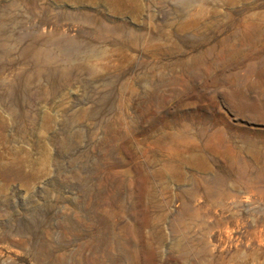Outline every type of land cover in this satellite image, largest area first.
I'll return each instance as SVG.
<instances>
[{
    "label": "rangeland",
    "instance_id": "rangeland-1",
    "mask_svg": "<svg viewBox=\"0 0 264 264\" xmlns=\"http://www.w3.org/2000/svg\"><path fill=\"white\" fill-rule=\"evenodd\" d=\"M33 39L81 72L38 75ZM0 120V264H264V0H0ZM114 215L134 258L84 246Z\"/></svg>",
    "mask_w": 264,
    "mask_h": 264
},
{
    "label": "bare ground",
    "instance_id": "bare-ground-1",
    "mask_svg": "<svg viewBox=\"0 0 264 264\" xmlns=\"http://www.w3.org/2000/svg\"><path fill=\"white\" fill-rule=\"evenodd\" d=\"M100 12H102V11L100 10ZM59 16H60V18L68 19L70 21H79V22H81V24H84L85 26H92L98 30L106 31V32H109V33L115 35L114 32L111 30V28H109L105 24L103 19L98 16L97 10H86L84 8H81V9H77L76 11H69L67 9H64L61 11V13H59ZM50 40H52V39H50ZM54 40H55V38H54ZM56 40H57V37H56ZM61 44L62 43H57V44H55V46L59 45L58 47L62 48L60 46ZM49 45H48V40L33 39L32 41H29L21 49L20 55L23 59H25L31 63V65L34 67L35 72L37 74L38 73L41 74L42 68L46 67L47 68V77L51 78V79L52 78L57 79L59 77L67 79V77L72 75V73L74 71L78 72V73L81 72L82 69H81L80 65H76L74 68L70 67L69 69L68 68L63 69V68L58 66V62H59V60L64 59L65 62H68L71 65L76 60H78L81 57V55H85L87 53L88 48L86 46L85 47L79 46L78 48H76L75 53H72V54H70L69 52H67L65 50H61V49L58 52L54 51L55 53L53 52L54 54H51V51L50 52L48 51ZM58 47H57V49L55 47L54 48L56 50H58ZM49 50H52V49H49ZM24 79H26L25 76L21 75L17 79V82L14 85V87L7 90V97L14 98V102H13V104L6 106L7 113L9 114V116H11L13 118H20L22 125H26L31 120V114L29 113V110L31 108V104L26 100V96H25L26 90L29 87V82L27 81V79H26V81H24ZM94 92L98 95V98H97L98 100L96 101V106H97L96 108H98L99 105L101 106L105 102V99L107 98L108 94L104 89L97 88V87L96 88L94 87ZM0 121H2L1 122L2 128L7 126V124L3 120H0ZM200 134H201V136L205 135L204 133H200ZM205 137H207V136H205ZM205 140H207V139H205ZM151 153H156V152L154 150V152L151 151ZM157 153L162 154V150L158 148ZM28 158H30V157L27 156L26 160H28ZM164 175L165 174L160 171V176L164 177ZM115 202H116L115 205H117V203L120 202V199H117ZM100 205H101V202H98V204L95 207H99ZM99 209H101V208H99ZM99 213H100V211H99ZM98 217H96V218H98ZM119 218L120 217L118 215L113 216V220H111L112 221L111 229L108 227L107 232L101 231V229H103L101 223L99 221L96 222L100 228H98L97 230H94V231H90L92 233L88 234V239L84 245L86 248L90 249L89 254H97L99 251H101L100 248H103L105 250V252H104L105 254H106V252L109 253L111 250V251H117L121 254H123L122 252H124L126 254V255L124 254L125 257H127L128 259H130L131 257L134 258V255L137 252V251L134 252L132 250V248L134 246V245H132V244H134L133 243L134 240H132L131 237H126L124 240L119 241L115 237V234L113 235V232H116L117 230L131 228L134 220L131 218L128 221H126L123 226H121L122 222L119 221ZM114 238H115V241H114ZM119 253H118V256L122 257L121 254H119ZM111 254H112V252L108 255L109 256L108 259L112 260L113 258H110ZM125 257H123V258H125ZM114 259H116L115 261L117 263H120V261L121 262L124 261V260L123 261L118 260L119 258L117 256ZM110 264H112V263H110Z\"/></svg>",
    "mask_w": 264,
    "mask_h": 264
}]
</instances>
